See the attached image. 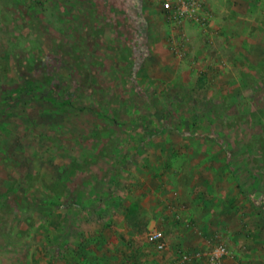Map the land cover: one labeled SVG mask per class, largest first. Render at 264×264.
Wrapping results in <instances>:
<instances>
[{"label":"rangeland","instance_id":"374dc122","mask_svg":"<svg viewBox=\"0 0 264 264\" xmlns=\"http://www.w3.org/2000/svg\"><path fill=\"white\" fill-rule=\"evenodd\" d=\"M147 1L155 12L142 0H0V264H162L143 222L118 209L136 210L163 149L241 148L232 173L264 197V88L244 99L198 72L169 81L148 59L145 36L160 29Z\"/></svg>","mask_w":264,"mask_h":264},{"label":"crops","instance_id":"0c3cea01","mask_svg":"<svg viewBox=\"0 0 264 264\" xmlns=\"http://www.w3.org/2000/svg\"><path fill=\"white\" fill-rule=\"evenodd\" d=\"M149 3L142 0L141 8L147 14L155 12ZM156 4L159 12L156 25L160 33L145 36L152 44L148 59L157 61L160 73H167L169 81L175 77L188 84L187 78L198 72L206 77V84L208 81L213 84L209 85L215 91L244 99H248L254 89L264 88V0H205L203 25L186 24L181 29L168 25L159 0ZM151 25L144 22L146 29ZM171 51H178L179 55L172 57ZM149 71L146 69V73L150 74ZM132 130L129 135L132 139L144 134L142 130ZM180 134L178 138L188 139L185 133ZM214 135L209 132L199 136L215 141ZM198 144L197 148L182 145L163 149L166 156L163 155L157 165L154 163L159 168L158 173L152 172L149 179H143L141 186L137 184L139 194H132L135 200L142 198L137 206L134 204L136 210L133 212L129 203L118 212L130 209L132 214L128 213L127 217L131 221H135L137 215L143 222L141 227L163 234L166 247L162 264H178L177 251H207L215 243L225 246L232 264H264L263 193L254 196L255 193L242 191L251 189V185L232 173L235 170L232 156L242 155V149L216 150L201 141ZM143 166L146 167V163ZM185 168L192 172L187 178V192L178 182ZM166 173H170L169 176ZM183 176V180H187ZM169 177L174 178L173 181H168ZM256 188L264 190L261 184ZM231 219L235 226L229 224ZM132 224L131 229L135 225Z\"/></svg>","mask_w":264,"mask_h":264},{"label":"built area","instance_id":"2783aa9c","mask_svg":"<svg viewBox=\"0 0 264 264\" xmlns=\"http://www.w3.org/2000/svg\"><path fill=\"white\" fill-rule=\"evenodd\" d=\"M161 11L167 24L175 29H181L186 24L202 26L205 21V0H159ZM175 50V49H174ZM174 54L179 55L178 51ZM145 240L156 251H163L166 247L163 234L155 229H150L145 234ZM178 263L196 264H222L223 259L230 258L225 246L221 243L214 244L207 251L185 253L177 251Z\"/></svg>","mask_w":264,"mask_h":264},{"label":"trees","instance_id":"16d2710c","mask_svg":"<svg viewBox=\"0 0 264 264\" xmlns=\"http://www.w3.org/2000/svg\"><path fill=\"white\" fill-rule=\"evenodd\" d=\"M128 213L131 215L132 214V211L129 209Z\"/></svg>","mask_w":264,"mask_h":264}]
</instances>
